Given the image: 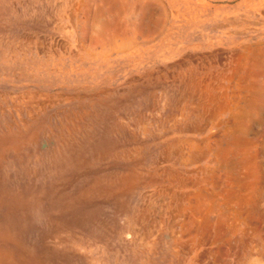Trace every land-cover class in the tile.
I'll return each mask as SVG.
<instances>
[{
  "label": "rangeland",
  "instance_id": "rangeland-1",
  "mask_svg": "<svg viewBox=\"0 0 264 264\" xmlns=\"http://www.w3.org/2000/svg\"><path fill=\"white\" fill-rule=\"evenodd\" d=\"M263 42L264 0H0V264H264V178L184 97Z\"/></svg>",
  "mask_w": 264,
  "mask_h": 264
},
{
  "label": "bare ground",
  "instance_id": "bare-ground-1",
  "mask_svg": "<svg viewBox=\"0 0 264 264\" xmlns=\"http://www.w3.org/2000/svg\"><path fill=\"white\" fill-rule=\"evenodd\" d=\"M252 47H248L247 52L236 59V64L233 66L232 72L227 75L222 74L221 76V78L234 79L236 82L228 85H223L219 82L220 84L217 86L218 90L216 93H213L215 89L213 87H210V91L206 89L205 85L203 88H200L199 82L186 83L187 87L184 97L189 100H198L200 102L199 106L202 108L204 107V109H211V103L210 100L207 103L203 100L214 97H218V99L222 100L223 103L218 106L217 111L219 115L230 113L231 121H233L231 125V130H233V132L225 134L230 140L228 141L226 149H219L217 155H220L225 163L231 159L232 156L230 157V155H235L237 157L240 155L233 163L234 165H243L241 167V169H243V176L241 177V171H238L236 177L238 179L240 178V180L246 177H252L258 180L259 184L262 185L264 172L262 171L263 164L261 165L260 163V154L264 151H258V148L264 149V143H262L264 142V132H256L254 135L259 141H253V145H250L251 138L249 137V129H251L254 124L260 126L264 125V115H262V111L264 110V83L256 81L260 78V72H264V46ZM245 72L247 74H245ZM249 73H251V75L247 76ZM250 79L251 82H248ZM233 102L236 104L233 105ZM184 106L187 108L188 103H185ZM191 109L195 111V109ZM246 118H249L247 122H245ZM246 143L249 145V149L242 147ZM252 148H254L255 152H251V150H253ZM170 149L171 151L169 154L173 152V148ZM225 170L227 171V169Z\"/></svg>",
  "mask_w": 264,
  "mask_h": 264
}]
</instances>
